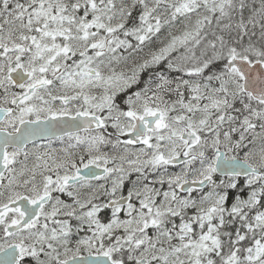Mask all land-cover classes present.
<instances>
[{
    "label": "snow or ice",
    "instance_id": "obj_1",
    "mask_svg": "<svg viewBox=\"0 0 264 264\" xmlns=\"http://www.w3.org/2000/svg\"><path fill=\"white\" fill-rule=\"evenodd\" d=\"M0 264H264V0H0Z\"/></svg>",
    "mask_w": 264,
    "mask_h": 264
}]
</instances>
